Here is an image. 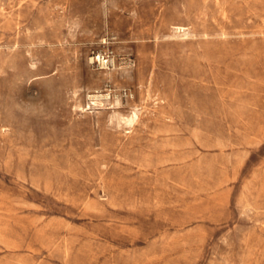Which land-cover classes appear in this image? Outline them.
Masks as SVG:
<instances>
[{"label": "rangeland", "instance_id": "obj_1", "mask_svg": "<svg viewBox=\"0 0 264 264\" xmlns=\"http://www.w3.org/2000/svg\"><path fill=\"white\" fill-rule=\"evenodd\" d=\"M0 264H264V0H0Z\"/></svg>", "mask_w": 264, "mask_h": 264}, {"label": "built area", "instance_id": "obj_2", "mask_svg": "<svg viewBox=\"0 0 264 264\" xmlns=\"http://www.w3.org/2000/svg\"><path fill=\"white\" fill-rule=\"evenodd\" d=\"M103 59H104V63L107 64V65L113 63V59L112 58H105L104 57Z\"/></svg>", "mask_w": 264, "mask_h": 264}, {"label": "bare ground", "instance_id": "obj_3", "mask_svg": "<svg viewBox=\"0 0 264 264\" xmlns=\"http://www.w3.org/2000/svg\"><path fill=\"white\" fill-rule=\"evenodd\" d=\"M100 55H101V54H100ZM101 56H102V55H101ZM102 58H103V57H102ZM103 63H104V60H103ZM103 65H104V64H103ZM105 67H107V66H105ZM91 96H92V95H91ZM91 96H90V97H91ZM101 96H104V95H101ZM95 97L98 98L97 96H95Z\"/></svg>", "mask_w": 264, "mask_h": 264}]
</instances>
